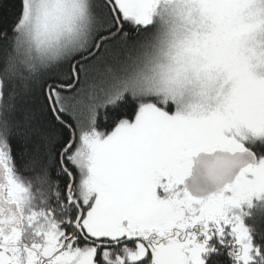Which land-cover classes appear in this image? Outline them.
<instances>
[{
    "label": "snow or ice",
    "instance_id": "snow-or-ice-1",
    "mask_svg": "<svg viewBox=\"0 0 264 264\" xmlns=\"http://www.w3.org/2000/svg\"><path fill=\"white\" fill-rule=\"evenodd\" d=\"M0 264H264V0L0 6Z\"/></svg>",
    "mask_w": 264,
    "mask_h": 264
},
{
    "label": "trees",
    "instance_id": "trees-1",
    "mask_svg": "<svg viewBox=\"0 0 264 264\" xmlns=\"http://www.w3.org/2000/svg\"><path fill=\"white\" fill-rule=\"evenodd\" d=\"M11 2L12 0H0V6H6ZM22 107L28 109V108H34L35 105L34 102L29 97H25L24 100L22 101Z\"/></svg>",
    "mask_w": 264,
    "mask_h": 264
}]
</instances>
